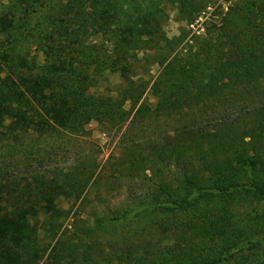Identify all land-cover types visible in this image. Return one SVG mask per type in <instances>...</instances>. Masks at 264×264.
<instances>
[{
  "label": "trees",
  "instance_id": "16d2710c",
  "mask_svg": "<svg viewBox=\"0 0 264 264\" xmlns=\"http://www.w3.org/2000/svg\"><path fill=\"white\" fill-rule=\"evenodd\" d=\"M9 2L0 140L10 150L30 133L81 134L93 121L120 133L126 102L136 110L104 164L83 156L23 182L0 172V264H264V0L225 12L208 10L212 0ZM167 4L186 23L172 38ZM204 12L198 33L190 26ZM21 29L45 31L43 64L16 50ZM150 47L162 66L156 102L138 104L130 59ZM106 70L126 80L119 97L89 92ZM169 120L178 127L142 128Z\"/></svg>",
  "mask_w": 264,
  "mask_h": 264
},
{
  "label": "rangeland",
  "instance_id": "374dc122",
  "mask_svg": "<svg viewBox=\"0 0 264 264\" xmlns=\"http://www.w3.org/2000/svg\"><path fill=\"white\" fill-rule=\"evenodd\" d=\"M213 7L208 10L223 11L227 10L226 6H232L234 11H240L243 7H248L251 0H212ZM9 0H0V14L8 10ZM166 21L164 31L168 37L172 38L179 35L186 23L181 20L178 9L175 5L167 4L165 6ZM205 12L192 27L202 33L205 30ZM44 30L38 31L36 34L30 33L28 30H20L13 36V41L16 44V50L20 53L29 52L30 56H35L36 59L43 64L45 62V45H44ZM86 44L94 42L102 43L100 36L87 37ZM94 39V40H93ZM12 41V38L8 39ZM163 52V51H162ZM155 48H147L132 53L130 59L133 64V69L130 75L133 78L135 86H141L144 92L138 102L142 101L154 104L156 102L155 96L152 94V85L158 78L162 66L156 61L157 58ZM127 83L120 71L106 70L104 74L99 76L96 82L91 85L89 92L97 96H111L113 98L119 97L125 89ZM128 112V119L125 126L116 133V129L105 132L103 127L97 122L93 121L86 127V131L81 134L63 133L53 137H43L35 133H30L24 137L19 147L16 150H10L7 140H0V172L8 171L11 177L23 182V177L27 171H41L45 172L56 166L65 167L72 161L90 155L96 158L101 164H104L113 154H117V141L120 134L128 127L134 113V102L128 100L125 105ZM178 121H160L157 124H145L142 128H146L148 133H156L164 130H174L178 127ZM130 137H136L134 130L130 132ZM27 175V173H26ZM2 174L0 173V179ZM28 176V175H27ZM2 180V179H1ZM122 193L114 192V196H121ZM66 208H72L73 201L63 198L61 201ZM76 207H73L72 214H74ZM70 219V218H69ZM69 222V221H68ZM40 237L45 245L50 243L48 238L44 237V232H40Z\"/></svg>",
  "mask_w": 264,
  "mask_h": 264
}]
</instances>
